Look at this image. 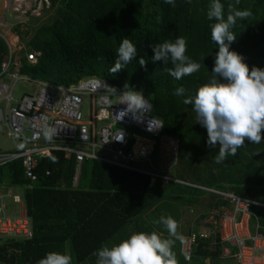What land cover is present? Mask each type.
<instances>
[{"label": "trees", "instance_id": "16d2710c", "mask_svg": "<svg viewBox=\"0 0 264 264\" xmlns=\"http://www.w3.org/2000/svg\"><path fill=\"white\" fill-rule=\"evenodd\" d=\"M48 1L54 12L51 17L25 30L13 28L21 38L28 35L25 49H20L21 74L56 85H69L87 76L103 78L120 90L127 84L152 102V114L162 121L163 134L178 141L186 138L194 142L191 170L197 178H190V183L222 190L231 188L238 195L264 202V133L259 144L246 140L235 156L216 163L219 145L214 148L207 145L206 128L197 123L193 106L183 102L213 75L218 45L211 40L210 24L214 21H209L206 15L211 0H191L190 4L187 0H176L175 8L164 0ZM221 3L227 13V5L235 4V0ZM236 7L252 15L237 19L232 29L237 37L230 51L241 54L249 69L264 68V0H240ZM178 36L187 41L186 55L201 65L198 72L181 80L164 70L172 66L170 63L165 66L163 61L152 59V45L174 41ZM124 38L136 46L137 57L113 74L110 68ZM30 51L40 53L35 61L27 60L25 54ZM7 54V44L0 37V65ZM140 57L146 60V66L139 65ZM180 86L185 88V95H173ZM151 146L152 152L158 148L157 143ZM180 152L179 146L178 155ZM183 156L185 153H180V158ZM206 164L211 167L208 169ZM74 169V157H65L61 150H53L39 160L34 182L25 178L19 159L0 165V183L5 178L10 185L24 189V205L32 231L29 238L0 239L2 263L37 264L47 252L65 253L67 246L73 263H79L133 218L150 210L163 198L161 194H178V198L189 201L186 194L200 191L196 186L175 181L163 184L159 178L151 185L148 174L93 159L81 165L79 179L86 176L85 183L73 187ZM215 201L214 206L227 204L223 199ZM250 210L264 222V208L256 204ZM208 242L209 239H200L197 253L206 254L203 248Z\"/></svg>", "mask_w": 264, "mask_h": 264}, {"label": "built area", "instance_id": "2783aa9c", "mask_svg": "<svg viewBox=\"0 0 264 264\" xmlns=\"http://www.w3.org/2000/svg\"><path fill=\"white\" fill-rule=\"evenodd\" d=\"M11 2L3 0V8H10ZM39 54L30 51L25 55L27 60L35 61ZM19 67V59L15 60L8 46V54L0 65V133L27 145L13 149L0 147L3 150L0 153V165L19 159L25 178L34 182L37 179L39 160L49 156L53 150H61L66 157H74V185L78 183L82 163L92 159L148 174L152 180L161 179L163 184L173 180L160 171L143 168L144 160L152 152L151 146L132 137L129 132V129L135 128L155 141L163 140L162 127H159L162 121L152 114L153 105L150 100L151 110L138 121L130 115L123 116L120 111L125 105L119 104L117 96L123 90L103 78L87 76L69 85H56L31 80L20 73ZM19 81L34 85V89L16 95L14 90ZM105 86L116 89L117 95ZM45 126L56 129V136L51 142L43 136ZM148 126L159 128L149 131ZM119 129L124 132L120 141L114 139ZM25 132L28 137L24 135ZM178 147V140L170 138L169 150L177 152ZM176 181L182 182L178 179ZM205 189L220 196L229 205L228 210L217 214L220 217V233L222 222H229L232 227L228 233L221 234L222 255L228 257L234 248L236 264H264V223L257 220L253 231L246 234L239 233L236 228L239 218L247 215L250 206L258 202L229 190ZM11 194L10 189L6 194L0 192V239L29 238L32 231L24 200L13 194V202L17 204L16 213L11 215L7 211L4 197ZM211 226L204 224L184 237L181 243L184 254L191 257L194 244L200 239L214 236L218 229ZM0 264L5 263L0 261Z\"/></svg>", "mask_w": 264, "mask_h": 264}, {"label": "clouds", "instance_id": "9594fccd", "mask_svg": "<svg viewBox=\"0 0 264 264\" xmlns=\"http://www.w3.org/2000/svg\"><path fill=\"white\" fill-rule=\"evenodd\" d=\"M239 2L235 0V4L229 3L226 13L221 0H211L206 15L209 21H214L210 24L211 40L218 45L213 75L209 82L198 88L194 96L186 97L183 101L193 106L197 123L206 128L207 145L210 148L219 145V151L214 157L216 163L225 161L228 156H235L246 140L259 144L264 133V68L253 66L249 69L241 54L230 51V45L237 37L232 31L237 19L244 20L252 15L248 10H239L236 7ZM164 3L176 7V0H164ZM187 3L190 4L191 0H187ZM152 51L154 61H163L165 66L169 63L172 65L164 70L176 80L191 76L201 68L200 63L186 55L187 41L184 37L158 42L152 45ZM136 57V46L124 38L117 49L110 72L114 74L121 71ZM138 63L144 67L147 62L140 57ZM106 88L117 95L116 89ZM185 91L180 86L175 88L173 95L184 96ZM117 96L119 104L125 105L120 111L124 117L130 115L139 121L151 110L152 106L142 92L133 90L127 84ZM159 127L148 126V130ZM43 136L51 142L56 136L55 127L45 126ZM123 136V130L119 129L114 139L120 141ZM153 223L162 226L167 235L157 231L134 232L110 247H100L93 254L96 257L95 264H179L174 251L176 242L184 240L178 231L179 222L170 215H162ZM184 255L185 259H190L187 253ZM37 264H72V257L66 253L50 251Z\"/></svg>", "mask_w": 264, "mask_h": 264}, {"label": "rangeland", "instance_id": "374dc122", "mask_svg": "<svg viewBox=\"0 0 264 264\" xmlns=\"http://www.w3.org/2000/svg\"><path fill=\"white\" fill-rule=\"evenodd\" d=\"M50 4L48 0H12L10 8L4 9L3 8V0H0V37L4 39L5 43L7 42L9 46V50H11V53L15 60L18 61L19 57L23 55V52L20 51V49H25V40L28 38V35L24 38L19 37L14 31L13 28L16 26H19L20 30H25L28 27L35 26L38 24V22L44 21L51 17L53 15V10L49 8ZM33 22V23H31ZM7 46V47H8ZM6 58V57H5ZM4 58V59H5ZM32 89H34V85L18 82L15 86V94L19 95L22 92H31ZM119 127V126H117ZM130 135L140 141H144L148 143L149 146L153 145L154 143H157L159 145V148H157L156 151L151 152L150 154V162H145L144 168H150L149 166H153L151 170L155 171H162L167 176H170L173 178L171 181L177 180V176H181L183 180L186 178V182L189 184L190 182L187 181V179L190 178H197L195 177L194 172L192 169V163H193V152L196 146L193 145L194 142H189L188 139H180L178 141V144L180 146V151L182 150L181 155L185 153V156L180 158V153L178 155V151H170L169 150V139H166V142L168 144L163 148H160L159 141H155L152 138H150L147 134L142 133L138 131L135 128L129 129ZM24 135L28 137V133L25 132ZM165 138V137H164ZM188 142L190 144H188ZM152 147V146H151ZM179 149V147H178ZM3 150L0 149V153ZM186 151V152H185ZM182 161V163H179ZM207 168L209 169L211 167V164H206ZM155 167V168H154ZM178 172V173H177ZM204 179V176L202 177ZM80 183L83 185L86 181V176H82L80 178ZM202 179V180H203ZM210 179V178H209ZM179 180V178H178ZM164 181V180H163ZM181 181V180H180ZM205 183V180H203ZM209 182V181H208ZM20 188H23L19 186ZM10 188V184L8 181L4 178L3 181L0 183V191L2 193H5L7 189ZM227 188V187H226ZM228 190H231V188H227ZM14 193H18L20 191L17 189H12ZM232 191V190H231ZM233 192V191H232ZM163 198H165L164 205L168 207L166 209L157 208L153 210V212H148V216L151 217V220L154 221L158 220L161 216L160 213L163 216H172L174 219L178 217V213L181 211H190V208H177L178 206V194H170L167 193L166 195H163ZM258 202L257 204L259 206L264 207V202ZM4 203L7 205V211L11 208V212L16 211V206L12 202V196H6L4 197ZM170 203V204H166ZM256 205V204H254ZM168 209V210H167ZM160 210V211H159ZM10 214V212L8 211ZM160 215V216H159ZM137 218H133L132 222L130 221L128 224H126L118 233L112 237L110 241L118 240V239H124L128 237V232L134 230V226L136 222H134ZM213 224V223H212ZM151 226H160L156 224H151ZM217 227V224H216Z\"/></svg>", "mask_w": 264, "mask_h": 264}, {"label": "crops", "instance_id": "0c3cea01", "mask_svg": "<svg viewBox=\"0 0 264 264\" xmlns=\"http://www.w3.org/2000/svg\"><path fill=\"white\" fill-rule=\"evenodd\" d=\"M22 83H26V82L23 81ZM27 84H29V83H27ZM164 137L165 138H163V140H161V142H159L160 148H163V145L165 147L168 144V142H166V139L172 138V137L167 136L165 134H164ZM158 148H159V145H158ZM46 157H48V156H46ZM65 157H66V155H65ZM150 160L151 159L149 156L148 159L144 160L143 165L145 162L149 163ZM144 167L145 166H143V168ZM149 167L152 168L153 166L150 165ZM150 168H148V169H150ZM160 172H162V171H160ZM179 180H181L182 182H178V181H176V182L181 183V185L188 184L185 180H183L182 177H180ZM187 181L190 182V179H187ZM79 182H80V179L78 180L77 185H74L72 183V186L77 187ZM154 183H156L155 180L151 179V185ZM189 184H192V183H189ZM193 185H199L197 188L200 189V191L202 190L205 192L200 193V191H198V190L197 191L192 190L191 193L185 195L186 197H190L189 201L185 198L183 199V197L178 198L177 208H180V207L181 208L186 207L188 209L190 208V211H188V212L180 210V212L178 213L179 214L178 217L175 218V220H177L179 222V225H180V228L178 229V231L185 237V236L189 235L190 233L200 229V227H202L204 224L205 225H212L211 227H213L215 230L218 229V231H216L214 236H212L209 239L210 242H208V245L206 246V248H203L206 254L202 255V254L197 253L198 248L196 249V247H197L198 243H196V245L194 244L191 247V257L189 260L185 259L184 252L182 250V245H181L182 241H177L175 244L174 251L177 254V259L179 261V264H236L235 249L232 248L231 254L228 257H224L222 255V251L220 248L221 247V234L224 235L225 233H228L232 229V227H231V224L229 222H222L221 223V233H220V225H218V222L220 223V217H218L217 214L219 212L224 211V210H228L227 209L229 206L228 203L226 204L225 202L224 203L222 202L221 204L214 206L216 199L219 201H221L222 199L219 196L217 197L215 193L209 192L205 189V187L206 188H212V187H208L204 184H199V183L193 184ZM13 188L17 189V190L20 189V191L18 193L17 192L14 193L12 191ZM8 189L11 190V193H12L11 196L13 194H16V195H19L21 197V199H23V193H24L23 188H20L19 186L10 185V188H8ZM8 189H7V191H8ZM178 189H181V187H178ZM214 189H216V188H214ZM183 190H185V189H182V192H184ZM219 190H222V189H219ZM7 191L5 193H2L1 191L0 192L2 194H6ZM178 191H180V190H178ZM160 196H163V194H161ZM165 201H166L165 198H162V197L159 198L157 200V202H155V204L151 207L150 210H148L147 212H144V213L140 214L139 216H137L136 217L137 219L134 221V222H136V224L134 226V230L128 232V236H130L134 232H140V231L149 232V233L152 231H157L158 233H161V234L166 236L167 233L163 231L162 226H151V224H154V223L152 221H149V220H151V217L148 216V212L149 211L153 212V210H155L158 206H160L159 208H161V209H166L168 206L166 205L167 206L166 207L164 205ZM12 202H13V199H12ZM166 204H170V203H166ZM14 205L16 206V209H17V204L14 203ZM261 207L264 208L263 206H261ZM168 209H170V208H168ZM8 211L10 212L11 215L16 213V211L11 212V208L8 209ZM160 215L162 216L161 213H160ZM204 215H205V217L202 218L201 216H204ZM257 220L259 223H264V222H261L259 220V218L256 215H254L251 212V210L249 209V213L247 215H242L239 218L238 223L236 225L237 231L241 234H246V233L253 231L254 226L257 223ZM216 224H217V227H216ZM30 225H31V221H30ZM216 235H218L217 237H219L218 241L215 238ZM113 237H114V235H113ZM111 239H112V237L110 239H108L106 242H104L101 245V247L102 246H109L110 247L113 244H116V243L121 241V239L110 241ZM65 253L69 254L72 257V253H71L68 246L66 247ZM202 253H204V252L202 251ZM95 260H96V257L92 254L89 257H87L86 259H84L83 261H80L79 263H73V260H72V264H95Z\"/></svg>", "mask_w": 264, "mask_h": 264}, {"label": "water", "instance_id": "95a60500", "mask_svg": "<svg viewBox=\"0 0 264 264\" xmlns=\"http://www.w3.org/2000/svg\"><path fill=\"white\" fill-rule=\"evenodd\" d=\"M27 143L17 141L6 137L4 134L0 133V147L5 149L20 148L26 146Z\"/></svg>", "mask_w": 264, "mask_h": 264}]
</instances>
